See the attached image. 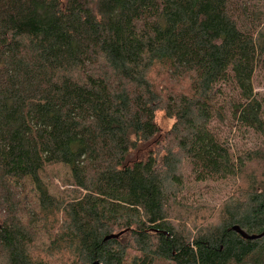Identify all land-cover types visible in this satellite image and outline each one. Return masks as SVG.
Segmentation results:
<instances>
[{
  "label": "trees",
  "instance_id": "1",
  "mask_svg": "<svg viewBox=\"0 0 264 264\" xmlns=\"http://www.w3.org/2000/svg\"><path fill=\"white\" fill-rule=\"evenodd\" d=\"M260 71L264 0H0V264H123L129 252L132 264H264V238L230 231H264ZM158 111L174 120L168 148ZM215 122L252 149L233 150ZM57 165L79 191L63 203L40 180ZM182 165L212 194L242 182L220 224L182 234L168 221ZM25 179L38 194L28 223ZM122 232L129 247L104 242Z\"/></svg>",
  "mask_w": 264,
  "mask_h": 264
},
{
  "label": "rangeland",
  "instance_id": "2",
  "mask_svg": "<svg viewBox=\"0 0 264 264\" xmlns=\"http://www.w3.org/2000/svg\"><path fill=\"white\" fill-rule=\"evenodd\" d=\"M254 89L257 97L262 101L264 106V71H260L254 78ZM229 107L226 106V116L229 119ZM174 120L165 116L163 111H158L155 114V124L159 130L158 141L161 146L167 148L172 146L170 130ZM217 133L228 139V143L232 149H239L240 151L252 149V138L248 135L236 136L234 129H228L227 124H218ZM181 184L182 187L178 189L177 186L171 188L172 193L175 194L174 201L171 202L168 208V217L170 224L173 225L174 230L185 234L187 232L194 233L197 230H205L209 225L220 224L218 212L220 208L228 201L229 195H234L237 190L243 188L242 182L239 180L237 185L233 188L227 187L219 193H211L207 189L190 185L187 180V167L182 165L180 167ZM40 180L42 185L47 189L48 194L58 203H63L71 198L78 196L79 191L73 186L70 171L67 167L62 165L46 167L40 173ZM186 184V185H185ZM174 192V193H173ZM211 193V194H209ZM22 221L29 222V214L31 212H38V194L33 182L30 179H25L20 183L19 188ZM227 198V199H226ZM30 228L36 233V247L43 251L48 248L51 243L50 234L45 227H41L39 223H30ZM49 228V227H47ZM52 232V237L55 235ZM119 234V233H117ZM130 233H121L119 242L122 246L129 247ZM134 253L129 252L123 259V264H132L131 257ZM154 264H173L166 260H157Z\"/></svg>",
  "mask_w": 264,
  "mask_h": 264
},
{
  "label": "water",
  "instance_id": "3",
  "mask_svg": "<svg viewBox=\"0 0 264 264\" xmlns=\"http://www.w3.org/2000/svg\"><path fill=\"white\" fill-rule=\"evenodd\" d=\"M230 231L239 235L242 239L248 240V241H254V240L264 238V231L260 235H253V236L246 235L238 226H233L232 228H230ZM165 235L167 236V234ZM120 236H121V233L116 234V235L107 236L106 238H104V242L109 241V240H117ZM92 264H99V263L96 261V262H93Z\"/></svg>",
  "mask_w": 264,
  "mask_h": 264
}]
</instances>
